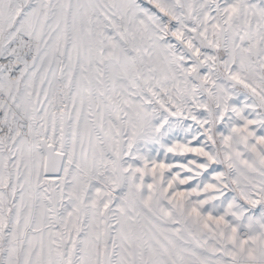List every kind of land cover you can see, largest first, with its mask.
<instances>
[{
	"label": "snow or ice",
	"instance_id": "snow-or-ice-1",
	"mask_svg": "<svg viewBox=\"0 0 264 264\" xmlns=\"http://www.w3.org/2000/svg\"><path fill=\"white\" fill-rule=\"evenodd\" d=\"M0 264H264V0H0Z\"/></svg>",
	"mask_w": 264,
	"mask_h": 264
}]
</instances>
